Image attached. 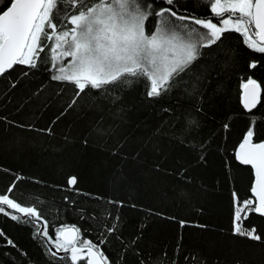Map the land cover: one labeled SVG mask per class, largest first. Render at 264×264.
Here are the masks:
<instances>
[{"label":"trees","instance_id":"16d2710c","mask_svg":"<svg viewBox=\"0 0 264 264\" xmlns=\"http://www.w3.org/2000/svg\"><path fill=\"white\" fill-rule=\"evenodd\" d=\"M6 2L0 0V7ZM181 5H190L187 11L200 18L212 16L210 0H178L174 10L184 12ZM166 6L163 0H155V7ZM226 37L225 45L236 50V63L224 78L222 93L196 117L200 121L198 134L186 139L185 134L168 126L173 117L163 112L164 108H174L177 104L189 107L188 100H177L173 95L149 99L141 83L123 95L131 120L125 137L129 144L122 150L117 149L115 140L100 143L93 140L84 146L81 137L91 117L79 109L56 120L73 95L74 86L50 79L43 63L44 54L41 66L36 69L16 65L0 77V194L6 193L15 182L13 191L26 205L37 197L43 201L50 235L53 227L76 226L81 230L82 239L95 241L101 238L105 225L116 224L117 232L104 246L105 254L110 259L125 255L123 241L128 246L127 264H135L137 250L151 254V259L161 264H165V252L168 260L176 259L179 264H185L184 256L193 253L206 264H217V261L219 264L237 261L264 264V243L231 234L232 190L235 188L238 195L246 196L252 178L251 168L235 160L234 150L253 119L254 142L264 139V91L257 108L247 112L241 102V85L250 76L264 89V54L248 49L240 34L229 32ZM253 61L257 67L251 69L248 65ZM24 72L28 75H22ZM13 82L15 88L11 87ZM158 124L166 136L184 141L183 144L163 142L168 161L165 172L171 173L176 162L186 164L191 180L190 199L181 201L170 195L181 179L179 174L140 181L135 179L137 170L130 162L131 157L124 159L144 130ZM225 124L229 125L228 129L224 128ZM49 126L51 133L41 131ZM202 143L207 145V163L198 165L193 157L199 154ZM113 151L119 154L113 155ZM153 160L150 157L146 163L151 166ZM160 162L163 163V158ZM121 169L133 177L130 183L112 179ZM72 177L77 180L74 186L68 183ZM149 210L158 214H150ZM181 220L189 223L181 227ZM198 225H207V228ZM245 225H255L258 232H264V217L252 214ZM0 231L4 234L0 236V264H49L43 238H34L32 223L14 221L0 213ZM9 239L16 247L7 243ZM134 239L137 243L133 246Z\"/></svg>","mask_w":264,"mask_h":264},{"label":"snow or ice","instance_id":"6c2138e0","mask_svg":"<svg viewBox=\"0 0 264 264\" xmlns=\"http://www.w3.org/2000/svg\"><path fill=\"white\" fill-rule=\"evenodd\" d=\"M163 2L167 6L157 8L155 0H7L0 7V77L10 73L16 65L38 68L44 54L43 63L50 79L74 86L73 95L56 120L77 109L91 117L81 137L84 146L93 140L97 143L115 140L118 150L128 146L129 140L125 137L131 112L124 105L123 95L141 83L149 99L173 95L177 100L183 98L190 102L189 107L177 104L174 108H164L163 112L173 117L168 122L170 128L185 134L186 139L194 138L200 127L196 117L222 93L224 78L236 63V50L225 45L226 34H240L248 49L264 54V0H210V18L188 12L190 5L180 6L184 12L174 10L178 0ZM248 67L256 68L257 62H250ZM11 87L15 88L16 83ZM241 88L242 106L252 112L261 103L264 89L250 76L242 82ZM228 127L224 125L225 129ZM41 131L51 133L52 127ZM255 135L253 119L233 153L240 165L252 169V178L246 196L238 195L235 188L232 190L231 234L264 243V232H258L255 225H245L252 214L264 217V141L254 142ZM65 140L67 142V137ZM165 140L184 143L166 136L164 128L158 124L144 130L124 159L131 157L130 162L137 170L135 179L140 181L179 174L181 179L170 195L181 201L190 199L191 180L186 164L176 162L171 173L165 172L168 163L163 147ZM112 154L118 155L119 151ZM207 156V145L202 143L199 154L193 159L203 165L207 163ZM150 157L154 158L151 166L146 163ZM112 179L123 184L130 183L133 177L121 169ZM68 183L74 186L77 180L72 177ZM16 186L14 182L6 193L0 194V213L14 221L33 224L34 238H43L49 264L57 261L127 264L128 246L123 241L125 255L110 259L105 254L104 246L115 236L116 224L105 225L101 238L95 241L82 239L81 230L76 226L53 227L50 235V221L43 214V201L37 197L26 205L15 195ZM64 199L67 201L68 197ZM179 223L185 227L189 222L181 220ZM198 227L206 229L207 225ZM7 243L16 247L10 239ZM131 243L134 246L137 240ZM180 248L178 244L177 250ZM135 255V264H161L152 260L151 254L145 255L140 250ZM163 255L165 264H179L176 259L168 260L167 252ZM184 261L185 264H206L195 253L185 255Z\"/></svg>","mask_w":264,"mask_h":264},{"label":"water","instance_id":"95a60500","mask_svg":"<svg viewBox=\"0 0 264 264\" xmlns=\"http://www.w3.org/2000/svg\"><path fill=\"white\" fill-rule=\"evenodd\" d=\"M241 98H242V90H241ZM242 139H243V138H242ZM242 139H241V141H242ZM241 141H240V142H241ZM260 141H264V139H263V140H260ZM260 141H258V142H260ZM240 142H239V143H240ZM239 143H238V144H239ZM238 144H237V146H238ZM237 146H236V147H237ZM235 149H236V148H235ZM234 151H235V150H234ZM251 170H252V169H251ZM69 180H70V179H69ZM69 185H70V184H69ZM85 264H86V262H85Z\"/></svg>","mask_w":264,"mask_h":264}]
</instances>
